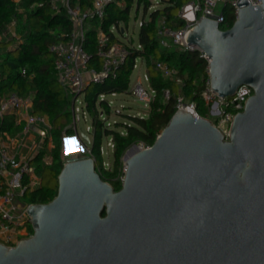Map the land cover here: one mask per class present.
I'll return each instance as SVG.
<instances>
[{
    "label": "water",
    "instance_id": "water-1",
    "mask_svg": "<svg viewBox=\"0 0 264 264\" xmlns=\"http://www.w3.org/2000/svg\"><path fill=\"white\" fill-rule=\"evenodd\" d=\"M259 2L238 0L226 30L202 19L182 38L206 55L219 97L252 90L228 139L206 118L177 110L149 149L125 153L118 191L100 178L93 158L72 156L57 177V195L28 206L32 236L13 248L0 244V264H264Z\"/></svg>",
    "mask_w": 264,
    "mask_h": 264
},
{
    "label": "trees",
    "instance_id": "trees-1",
    "mask_svg": "<svg viewBox=\"0 0 264 264\" xmlns=\"http://www.w3.org/2000/svg\"><path fill=\"white\" fill-rule=\"evenodd\" d=\"M50 0H0V34H6L10 25L15 26L21 43L10 49L13 40L0 41V99L15 93L20 97L32 96L31 115L47 116L51 124V139L54 148L50 151L52 162L48 166L41 165L45 155L42 151L32 160L35 174L40 178L37 188L26 189L20 198L24 205L47 204L57 195V177L63 168L61 153L64 137L76 135L75 130L68 128L73 122V105L77 95L68 96L57 82L54 71V58L49 53V46L65 42L71 31V22L66 11L54 15L49 7ZM93 0H72L87 10L91 8ZM124 7L109 5L101 22L89 20L86 24L87 32L84 48L90 55L89 67L99 69L100 61L97 55L96 34L101 30L109 37V43H117L119 39L110 32L113 25H128L130 9L134 0H118ZM151 0H136L137 6L143 5L147 10ZM163 5L149 13L138 31L137 42L141 50L129 49L126 63L118 70L115 80L108 79L103 84L89 83L79 95H83L86 111L91 119L92 143L91 154L95 160L96 172L100 178L108 183L115 191L121 188L120 172L125 153L137 143L151 146L161 131L168 124L176 110L177 98L182 95L186 102L194 103L195 110L200 117H208L209 107L205 104L202 93L209 79L206 60L199 52L180 51L174 47L163 48L156 37L157 24L160 19L173 30H179L184 22L177 17L182 6L191 0H158ZM42 7H34L41 4ZM33 7V8H32ZM18 9L22 12H18ZM225 22L220 26L222 30L230 28L235 21L233 9H224ZM56 33V34H55ZM60 34L64 35L61 37ZM144 60L149 86L156 92L147 117L124 115L127 124H116L115 128L124 130L119 132L105 128L99 119L98 108L109 115L110 110L106 101L98 100L100 95L125 94L129 90V79L133 72L135 60ZM157 63H165L169 68L177 71L183 80V86H178L171 79H165L156 69ZM22 71L25 74H22ZM169 92V99H164V92ZM23 123L16 125L13 115H5L0 122V134L16 136L21 133ZM112 137L114 142L113 164L110 171H102L100 147L103 137ZM27 183V179L23 184ZM30 235L32 227L28 226Z\"/></svg>",
    "mask_w": 264,
    "mask_h": 264
},
{
    "label": "built area",
    "instance_id": "built-area-1",
    "mask_svg": "<svg viewBox=\"0 0 264 264\" xmlns=\"http://www.w3.org/2000/svg\"><path fill=\"white\" fill-rule=\"evenodd\" d=\"M21 0H13L16 4ZM238 0H191L181 7L177 17L184 22L179 30H173L164 22L157 25L156 37L163 48L170 47V43L178 45L182 51L199 52L202 59L208 60L206 55L196 47L188 46L182 39L202 19H210L219 26L225 22L224 9L230 6L233 9L235 18L237 15ZM250 4L257 6L259 0H249ZM118 0H93L91 8L83 10L79 3L72 5V0H50L49 7L54 15L66 11L71 22V31L66 36L65 42H59L49 46V53L54 58V71L57 82L61 85L66 95H77L73 105V122L75 125L76 113L80 108L75 107L80 103L85 108L83 95H79L86 86L94 82L103 84L106 80H115L118 77V70L126 63L129 55L128 45L125 44L127 32L119 28L121 24L113 25L110 32L119 39V42L110 44L109 37L98 30L96 34L97 55L100 61V68H90V55L84 48L86 37V24L89 20L101 22L109 5L115 4L120 7ZM221 6V9L218 8ZM34 7H42V3ZM33 8V7H32ZM21 11V10H20ZM145 20L138 23L140 29ZM13 26V25H12ZM221 29V28H220ZM64 37V35H61ZM141 50L139 44L135 47ZM135 60L133 72L137 68ZM1 62V59H0ZM156 69L165 79H171L178 86H183V80L178 77L175 69L169 68L165 63H157ZM208 72V70H207ZM22 74H25L22 71ZM118 94H111L115 97ZM133 95L143 103L144 108L149 109L156 97V92L149 86V79L146 73L135 78ZM252 95V90L241 86L235 95L229 99L221 98L211 90L210 80L206 82V88L202 93L205 104L209 107L208 115L215 120L206 118L228 139L230 126L235 114L243 110L247 99ZM107 95H100L98 100L106 101ZM164 99H169V92H164ZM32 98H23L15 93L9 94L0 99V122L5 115H13L15 124L23 123L21 133L13 138L7 134H0V244L13 248L21 239L29 238L28 226L31 220L26 211L29 205L19 206L18 201L26 189L33 188L37 183L34 165L32 160L44 149L43 144L46 138H50L51 124L47 116L31 115ZM186 110L194 117H200L194 103L186 102L182 95H179L176 103V110ZM124 133H122V136ZM40 138L39 143L36 139ZM51 144V143H50ZM108 147L113 154L114 142L111 138ZM151 146L141 144L137 147L139 151L147 150ZM90 158H93L90 156ZM94 159V158H93ZM52 162L50 156H43L41 165L48 166ZM109 164L103 163L100 172L110 171ZM125 172V165L123 173ZM98 173V172H97ZM124 175V174H123ZM27 179V183L24 180ZM121 183L123 177L121 178Z\"/></svg>",
    "mask_w": 264,
    "mask_h": 264
},
{
    "label": "rangeland",
    "instance_id": "rangeland-1",
    "mask_svg": "<svg viewBox=\"0 0 264 264\" xmlns=\"http://www.w3.org/2000/svg\"><path fill=\"white\" fill-rule=\"evenodd\" d=\"M151 5L148 7L147 10L144 9L143 5L137 6L136 0H134V3L130 9L129 19H128V25L125 27L123 24L120 25L119 28H124V30L127 32V38L125 39V44L128 45V49H134L138 42H137V35H138V23L142 20L147 21L149 13L152 12L155 9H161L163 8L162 4H159L158 0H151ZM120 7H124V3L120 4ZM228 9H230V6H227ZM221 9V6L218 8V10ZM18 12H22L18 9ZM160 22H163L162 19L159 20L158 24ZM157 24V25H158ZM13 25V24H12ZM10 25L8 27V31L6 34H0V41L2 42H9L13 40V44L10 46V49L15 48L17 45L21 43L20 36L16 33L15 26ZM87 29V28H86ZM56 34V33H55ZM62 34H60L61 36ZM171 47L177 48V50H180V47L178 45H174L170 43ZM137 68L132 72L130 79H129V90L125 94L116 95L115 97H112L110 95L106 96V102L109 106L110 114L106 115L103 113V111L98 108L99 112V119L104 124L105 128H108L110 130L119 132L121 135L124 133V130L121 128H115L116 124H127L128 121L124 118V115H130V116H137V117H147L149 109L144 108L143 103L140 102L134 95H133V87L135 84V78L137 76L141 77L144 73H146V65L144 60H140L136 63ZM32 98V96H30ZM229 99V98H226ZM75 107L80 108L79 113H76V119L74 127H72L73 130H75L76 135L74 137L73 141H69L66 144L63 142V149L61 153V162L64 166V164L69 160L72 156L75 157H90L91 154V143H92V128H91V119L88 114H86L84 108H82V105L80 103H76ZM208 118L211 120H215L214 118H211L208 115ZM20 134V133H19ZM19 134H16L19 135ZM82 135H85L88 137L90 143H86L83 139ZM9 138H13L15 136L8 135ZM66 137H64L65 139ZM112 137H103L100 147V155H101V165L103 163L109 164V166L112 168L113 164V154L111 153L108 143L109 140ZM40 141V138L36 139V143L38 144ZM51 143V144H50ZM141 144L144 143H137L136 146L140 147ZM44 149L42 151H45V155L50 156V151L54 148V144L52 142L51 136L50 138H46L43 144ZM44 155V156H45ZM122 167L120 168V172L123 173L124 169V161L122 159ZM124 177V175L122 176ZM120 176V180L122 178ZM37 183H33V188L37 187L38 184H40V178L36 176ZM18 205L21 207L24 205V202L18 201Z\"/></svg>",
    "mask_w": 264,
    "mask_h": 264
},
{
    "label": "bare ground",
    "instance_id": "bare-ground-1",
    "mask_svg": "<svg viewBox=\"0 0 264 264\" xmlns=\"http://www.w3.org/2000/svg\"><path fill=\"white\" fill-rule=\"evenodd\" d=\"M181 110H183V109H181Z\"/></svg>",
    "mask_w": 264,
    "mask_h": 264
}]
</instances>
